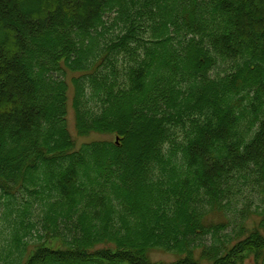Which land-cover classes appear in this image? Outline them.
Segmentation results:
<instances>
[{"label":"trees","instance_id":"1","mask_svg":"<svg viewBox=\"0 0 264 264\" xmlns=\"http://www.w3.org/2000/svg\"><path fill=\"white\" fill-rule=\"evenodd\" d=\"M0 264H264V0H0Z\"/></svg>","mask_w":264,"mask_h":264},{"label":"rangeland","instance_id":"2","mask_svg":"<svg viewBox=\"0 0 264 264\" xmlns=\"http://www.w3.org/2000/svg\"><path fill=\"white\" fill-rule=\"evenodd\" d=\"M117 28H119V26H117ZM69 77H70V74L68 75V78ZM71 96H72V88L69 85L67 125H68V129H69L70 133L76 138V143L79 145L83 141H91L94 139H109V140L113 139L114 135L107 134V133H90L88 136H84V137H79V136L75 135L76 132H75V128H74L73 111L70 107ZM248 202L252 203V207H253L256 201H254L252 199H248ZM248 223H251V221H249ZM151 257L153 260H168L169 261V260H172L175 256L171 253H164L161 251H153V252H151Z\"/></svg>","mask_w":264,"mask_h":264},{"label":"water","instance_id":"3","mask_svg":"<svg viewBox=\"0 0 264 264\" xmlns=\"http://www.w3.org/2000/svg\"><path fill=\"white\" fill-rule=\"evenodd\" d=\"M116 141H117V137H116V139H115Z\"/></svg>","mask_w":264,"mask_h":264}]
</instances>
